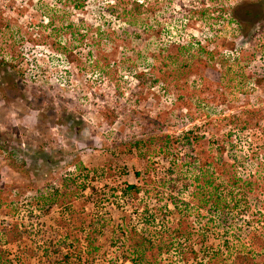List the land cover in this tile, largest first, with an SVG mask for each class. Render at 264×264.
<instances>
[{"label":"rangeland","instance_id":"1","mask_svg":"<svg viewBox=\"0 0 264 264\" xmlns=\"http://www.w3.org/2000/svg\"><path fill=\"white\" fill-rule=\"evenodd\" d=\"M226 132L255 190L231 230L256 245L264 0H0V264H186L161 231L193 203L180 157ZM185 133L190 147L130 145Z\"/></svg>","mask_w":264,"mask_h":264},{"label":"trees","instance_id":"2","mask_svg":"<svg viewBox=\"0 0 264 264\" xmlns=\"http://www.w3.org/2000/svg\"><path fill=\"white\" fill-rule=\"evenodd\" d=\"M131 4L134 5L133 11L139 8L138 6H142L141 3L136 2ZM80 5L79 2H74L71 6L79 8ZM189 46L186 43L177 45L178 49ZM226 133L223 135L224 138L214 139L212 155L200 158L193 156L192 159L186 160L188 156L192 155V152L190 154L187 152L180 157V162L182 160L184 165L195 170L191 177L193 191L190 197L193 203L181 202L183 203L182 213L176 219L173 228L169 229V226H162L161 231L169 235V239L162 244L164 251L173 248L176 253H179L182 258L181 261H185L186 264H258L256 258L259 255L264 256V239H261V243L260 241L256 242V245H247L240 234L231 230L240 231L239 226L236 228L235 222L243 217V213L247 212L248 203L245 198L250 191L255 190H253L251 180L247 178L248 174L242 178L238 172L239 167H241L240 160H237L235 155L227 159L223 157L228 149L231 150L234 147L231 138L226 137L230 135V132ZM154 137V135H148L144 138H136L130 145L134 148H144L145 151L151 149L149 152L154 153V148L160 150L163 147L166 150L169 145L177 147L179 143L185 147H190L196 141V136L191 137L188 133L178 139L168 138L165 135V139L159 143L154 141ZM230 153L229 155H231ZM171 158L173 163L175 159ZM138 189L134 184H125L124 187V190L129 191L132 195L137 194ZM205 209L207 211L213 210L219 216V220H217L219 224L209 223L208 220L204 223L194 224L188 219L193 211L198 214ZM263 217L264 214L261 215V218ZM256 221H258V231H260L264 219L260 220L259 216ZM215 239L217 242L214 241ZM151 241L148 239V243ZM194 245L197 247L193 248ZM137 251L134 250V254L137 255ZM159 252L160 248L157 253ZM186 254L189 255L190 262L192 260L193 263L188 262Z\"/></svg>","mask_w":264,"mask_h":264}]
</instances>
